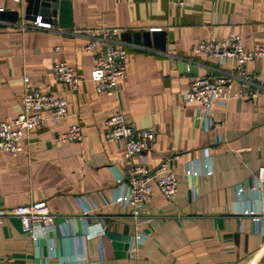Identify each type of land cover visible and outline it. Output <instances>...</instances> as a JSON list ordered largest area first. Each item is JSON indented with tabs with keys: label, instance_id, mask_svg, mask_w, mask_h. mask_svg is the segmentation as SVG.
<instances>
[{
	"label": "crops",
	"instance_id": "obj_1",
	"mask_svg": "<svg viewBox=\"0 0 264 264\" xmlns=\"http://www.w3.org/2000/svg\"><path fill=\"white\" fill-rule=\"evenodd\" d=\"M56 2L55 23L40 29L21 27L32 21L24 19V0H0V10L20 12L16 22L0 19V119L22 111L24 74L68 102L67 118L32 129L21 152L0 150V207L44 200L56 226L34 241L16 216H0V264H264V216L255 221L243 213L264 200V185L249 189L264 166V94L226 105L182 99L193 79L235 64L193 54L195 43L237 35L247 50L264 46V0ZM102 25L158 30L165 38L164 50L125 42L127 75L110 95L96 91L94 54L82 50L84 30ZM182 60L197 73L181 67ZM57 61L81 78L75 90L54 78ZM246 68L264 85V58ZM117 112L136 128L156 130L134 161L144 158L151 169L169 159L178 182L172 199L155 187L138 216L113 202L127 162L123 140H105L103 123ZM73 124L82 138L57 143L56 135ZM205 157L210 173H186L189 162ZM137 233L146 239L134 241Z\"/></svg>",
	"mask_w": 264,
	"mask_h": 264
},
{
	"label": "built area",
	"instance_id": "obj_2",
	"mask_svg": "<svg viewBox=\"0 0 264 264\" xmlns=\"http://www.w3.org/2000/svg\"><path fill=\"white\" fill-rule=\"evenodd\" d=\"M21 27L50 29L51 22L42 21L41 15H37L30 24ZM84 31L86 41L82 50L94 54L90 80L95 83L97 92L110 95L116 92L120 82L127 75V44L120 39V30L114 27L102 25L98 28H86ZM191 51L193 54L208 55L220 64L230 59L234 60L235 64L212 75L193 79L187 91L182 94L184 102L226 105L233 98L255 101L264 94V85L254 81L246 68L248 62L264 58V46L247 50L239 36L231 35L219 41L201 40L192 46ZM52 74L56 80L67 83L72 90H75L81 81L73 66L65 61L55 62ZM21 101L22 111L15 118L0 119V150L9 154L23 150V143L32 129L57 120H65L68 116L67 100L32 86L27 74L23 75ZM155 136L154 128H136L120 112L112 114L103 123L105 140H123L124 157L127 162L124 176L117 182L113 202L129 206L130 213L134 216H138L141 208L152 198L155 187L168 199H172L178 190L177 178L169 165V159H164L151 169L145 164L144 158L140 161L133 159L149 148ZM81 138V128L73 124L66 131L57 134L54 140L57 143H65L79 141ZM203 172L207 174L211 172L208 157L201 163L192 161L187 164V174L197 175ZM263 185L264 166H259L249 189L257 192ZM236 191L241 196L245 187L239 185ZM243 213L259 221L264 216V200L258 207L244 209ZM6 215L16 216L24 236L34 241L48 238L56 229L55 215L44 200L9 208L0 207V216ZM145 239L142 234L134 235L136 242H143Z\"/></svg>",
	"mask_w": 264,
	"mask_h": 264
},
{
	"label": "water",
	"instance_id": "obj_3",
	"mask_svg": "<svg viewBox=\"0 0 264 264\" xmlns=\"http://www.w3.org/2000/svg\"><path fill=\"white\" fill-rule=\"evenodd\" d=\"M24 19L35 20L37 15L47 18L55 23L56 18V0H24ZM19 10H0V19L16 22L19 17ZM120 39L127 43L138 45L153 46L157 49H165V38L163 32L158 30L153 31H123L120 32ZM180 66L185 70L193 71L196 74V66L188 63L185 60L180 62Z\"/></svg>",
	"mask_w": 264,
	"mask_h": 264
}]
</instances>
